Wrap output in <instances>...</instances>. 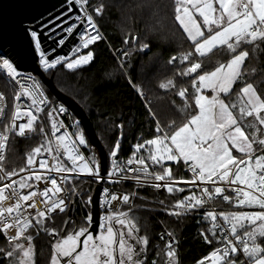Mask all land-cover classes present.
<instances>
[{"label": "snow or ice", "instance_id": "obj_1", "mask_svg": "<svg viewBox=\"0 0 264 264\" xmlns=\"http://www.w3.org/2000/svg\"><path fill=\"white\" fill-rule=\"evenodd\" d=\"M67 2L69 11L79 7L82 13L76 17L79 24L69 22L70 17L64 19L68 17L66 11L41 24V28L47 29L49 39L61 47L80 26H84L78 37L80 44L72 49L75 58L57 56L50 59L41 50V32L28 29L45 70L55 69L58 65L71 70L89 64L94 53L89 50L82 54L81 49H88L103 39L93 12L101 15L104 6H92L90 0ZM172 14L191 42V50L172 56L168 63L179 60L181 65H186L178 75L192 77L193 91L189 93L188 88L182 87L175 93L183 101L177 109L183 113L180 123L173 119L162 126L157 114L148 107V113L155 121L153 137L137 143L126 164L113 160V170L108 176L117 177L115 183L131 179L142 184L151 180L154 181L152 187H163L170 194L184 191L183 187H176L180 183L199 188L200 195L192 193L177 200L169 212V215L180 217L211 205L204 215L205 220L210 219L211 227L200 234L209 245L220 246L198 264H205V261L210 264H264V154H257L264 153V90H258L249 82L254 72L246 63L250 58L248 49L251 47L257 51L264 45V0H173ZM136 39L132 37L133 41ZM124 43L128 44L129 40L126 38ZM145 49H149V44H140L139 50ZM216 52L222 54L223 60L212 59L209 54L215 55ZM128 55V52L124 53V56ZM0 69L6 70L7 77L22 90L15 96L17 102L21 95L31 99V105L23 112L19 103L15 105L11 123L0 131V181L5 177L8 180L0 186V236L5 240L0 246V257L3 258L0 264H35L33 231L36 235L44 232L54 238L50 264H147L149 236L147 233L140 235L138 220L129 214L131 208L122 211L113 207L112 202L129 204L128 194L120 197L105 189L103 205L106 214L97 225L98 231L92 229L91 213L79 226L70 218L59 225L56 223V216L70 209L71 196L81 195L74 187H63L72 179L69 174L99 177V164L94 159L86 160L79 151V145H86L83 132L70 134L65 131L57 135L65 125L53 118L51 135L55 137V148L48 141L28 153L25 165L18 171L5 169V149L10 135L26 137V133L36 131L38 116L31 109L35 107L37 113L43 111L40 105L46 104V98L36 81L22 82L21 73L9 58L0 56ZM133 87L144 96L141 86L133 84ZM159 87L174 89L176 83L174 79H168ZM4 99L0 93V101ZM54 112L63 114L67 109L63 106L53 108L47 113L48 117L52 118ZM3 114L4 107L0 106V116ZM24 116L28 117L27 122L17 126V121ZM72 127L78 129L79 122ZM40 132H44L43 126ZM73 135L76 139L71 138ZM119 147L117 142L111 151L112 157H116ZM141 149L149 153L147 159L151 161L152 171L145 157H138ZM45 152L51 164L49 159L43 158ZM61 154L71 166L60 159ZM165 162H175L177 172L182 168L191 174L190 177L177 179L173 167ZM131 165L136 167H128ZM127 172L133 175L129 176ZM21 173L26 175L19 180L13 179ZM39 182L44 183L42 191L37 186ZM34 187L36 190H32ZM61 193L65 195L61 196ZM220 198L238 209L260 210L218 213L215 204ZM91 201L89 196L84 203L88 205ZM167 236L170 239L156 254L159 261L153 260L152 264H176L174 244L177 242L172 232H167ZM160 238L164 239L163 233Z\"/></svg>", "mask_w": 264, "mask_h": 264}, {"label": "trees", "instance_id": "obj_2", "mask_svg": "<svg viewBox=\"0 0 264 264\" xmlns=\"http://www.w3.org/2000/svg\"><path fill=\"white\" fill-rule=\"evenodd\" d=\"M90 3H95L97 7L104 6L101 15L97 16L93 12L103 36V39L88 48L94 53L93 61L77 69L69 70L57 66L55 69L44 70V73L63 95L81 106L107 156L117 142L120 144L118 152L128 154L133 144L150 139L154 135L155 121L148 113V107L157 114L162 126L173 119L180 123L183 113L177 109L182 106L183 101L175 93L182 87L188 88L191 93L192 77L178 75L186 66L181 65L179 60L174 64H169L168 61L172 56L190 51L191 42L174 21L173 0H90ZM132 37L137 39L133 41ZM126 38L129 40L128 44L124 43ZM142 43L149 44L147 51L139 50ZM248 50L250 58L246 63L249 70L254 72L249 82L257 86L258 90H264V45H261V50L254 51L251 47ZM125 52L129 55L124 56ZM209 55L214 61L223 60L219 52ZM119 58L121 64L117 60ZM168 79H174L176 88L161 89L159 84ZM40 84L50 104L62 105L41 81ZM133 84L143 89L142 98ZM0 89L6 95L9 112L13 90L1 74ZM189 99L191 102V98ZM47 113V110H43L37 115L36 131L30 136L11 135L4 162L7 171L23 167L28 153L41 144H47L52 125V119ZM41 126L44 128L43 133L40 132ZM80 128L84 131L82 125ZM84 146L88 157L97 160L98 153L90 142ZM171 166L177 178L188 177L182 169L177 172L176 166ZM117 185L130 187L127 184ZM68 186L74 187L81 195L71 196L70 213L66 210L64 214L57 215L56 223L59 225L63 220L70 218L79 226L90 213V204L85 205L84 202L92 195L95 181L73 177ZM186 190L187 188H184L183 192L176 191L171 194L166 189H144L138 192L137 208L130 213L138 220L140 235L147 233L150 238L147 264H152L153 260L159 261L157 251L165 245L157 236L158 219L174 234L177 242L174 244L176 264H198V261L217 245H209L200 234L211 227L210 219H204V210L193 211L180 217L169 215L177 198ZM160 201L164 203L161 204ZM217 207L219 212L260 210L247 207L238 209L234 204L222 202H218ZM32 234L36 249L35 263L49 264L54 239L44 232L36 235L33 231ZM4 242V238L0 236V244ZM2 259L0 257V260ZM205 264H210V261H205Z\"/></svg>", "mask_w": 264, "mask_h": 264}, {"label": "built area", "instance_id": "obj_3", "mask_svg": "<svg viewBox=\"0 0 264 264\" xmlns=\"http://www.w3.org/2000/svg\"><path fill=\"white\" fill-rule=\"evenodd\" d=\"M90 5L94 6L93 3H90ZM66 11H68V17H64V19H68L70 17L71 19L69 20V22L76 21V17L79 16V15H82V13H81V11H80L78 6L75 7V8H72L69 11V5H68V2L66 0L64 3H62L61 5H59L58 7L53 9L52 11L48 12L47 14L42 16L41 18H39L36 21H34L33 23H31V25H35L36 26L35 29L37 31L41 32V37H42V38H40V40H41V50L44 51L46 53V55L50 59L51 58H55L57 56L73 57L72 49L80 44V41H79L78 37H79L80 33H82L84 31V26H80L78 28V30L73 34V36L70 37L66 41V43L63 46H61V47H57L54 44V42L51 39H49V37L47 35V29H42L41 28V24L45 23L50 18H54L57 15L63 14ZM89 11H92V9L89 8ZM57 23H62V21H57ZM76 23L79 24V21H76ZM57 31H59V29H57ZM32 45H33V48H34V51H35V54H36V57H37V64L40 67V69L44 71L45 69L43 68V66L39 62L40 61V53L35 50L34 42H32ZM53 48H55V51H53ZM147 50L148 49H145L143 51H147ZM88 51H89L88 49H81V53L82 54H87ZM0 56H2L4 58H9L13 62V60L8 55V53H5L3 50H0ZM73 58H75V57H73ZM117 60L119 61V59H117ZM58 66H61V65H58ZM82 66H84V65H82ZM82 66H79V67H82ZM64 68H66V67H64ZM18 71L21 73L22 82H23V80H27V83H32L33 80H34L40 85V90L43 92L44 97L46 98V104H41L40 105L41 109L47 110V112L52 111L53 108L58 109L60 106H63L64 108L67 109V112L63 113V114H58V113L54 112L53 113V117L51 118V119L54 118L56 121H62L63 124L65 125V127L62 128L60 130V132L57 133V135H62L65 131H67L70 134L76 133L78 131L79 132L82 131L81 128H80V126L82 125L81 121L79 120V118L70 109L65 107L63 104L60 105V106H55L54 104H50L49 103V99L47 97V94H46L45 90L43 89V87L41 86L40 80H39V78L37 77L36 74H34L32 72L19 70V69H18ZM0 74L10 84V86L12 87V90H13L12 105H11L10 111L8 112L6 95L0 89V93H2L3 96L5 97L4 100L0 101V106L4 107V114H3V116H0V121H2V122H0V131H3L5 125L11 123V117H12V114H13V112L15 110V105L17 103H19V105L21 107V112H23L25 109L28 108L29 105H31V99L21 95L20 101L17 102L15 100V96L17 94L21 93L22 90L19 88V86L14 81L10 80V78L7 77L6 70L0 69ZM28 77H31V79H27ZM137 94H138V92H137ZM139 97L142 98V96H140V95H139ZM31 110L33 111L34 115H38L39 113L42 112L41 111V112L37 113L35 107H33ZM27 119H28V117L24 116L21 120H18L17 121V126L19 125V123H26ZM75 122H79V128L78 129L72 127V125ZM51 132H52V128L50 127V130H49V141L52 142V146H53V148H55V137H53L51 135ZM31 134L32 133H26V137L30 136ZM11 135H16V134L13 133ZM11 135L9 137V141H8L7 147L5 149V156H6V153H7V150H8V145H9V142H10ZM16 136H18V135H16ZM71 138L72 139H76V137L74 135ZM144 140H146V139H144ZM144 140H141V141H139L137 143H143ZM137 143H135V144H133L131 146L128 154H122V153H119L117 151L116 157H112L111 156V152L108 154V156L106 155V170H105L104 174L101 173V164H100V160H99V157H98V159L95 160V161L99 164V177H93V176H90L88 174H80V175H76L75 173L69 174L72 178L76 177V178L92 179V180L95 181V184L98 183L100 180L102 181L101 189H100V192H99V195H98V221H97V225L100 222L101 218L106 214V206L103 205V201L105 199V189L108 190L109 194H116V195H118L120 197H122L125 194L130 195L129 204H118L117 202H112L113 203V207L114 208H119L120 210L123 209V208H128V209L131 208L132 210L136 209L137 208L136 199L138 197V192L140 190H144V189H152V190L165 189L163 187H161L159 189L152 187L151 184L154 181H151V180L143 182L142 184H137L135 180H131V179H126V180H123V181H121L119 183H115L114 181L117 179V177L113 176V177L109 178L108 173L113 170V168H112L113 160H116L117 163H119V164H126V161L129 158L132 157V153L135 151V145ZM145 148H147V146H145ZM113 149H115V146H114ZM79 151L84 156V158L86 160H88V161L92 160L86 154L84 145H79ZM141 155L145 157V161L149 165V170L152 171L153 167L151 165V161L149 159H147L149 153L145 149H141L140 152L138 153V157L141 156ZM43 158L44 159H49V162L51 164V159H50L48 153H44ZM37 159L39 160L40 157H37ZM60 159L63 160L67 166H71L70 161H67V158H66L65 155L61 154ZM78 163H80V162H78ZM165 163L168 166H171L173 164L175 165V162H165ZM91 166L95 167V165H91ZM36 167L38 168L39 165L37 164ZM128 167H136V165H131V166H128ZM156 170H159L158 166H156ZM40 171H44V170H40ZM182 171L185 172L184 169H182ZM186 174L188 175V177L184 178V179H188L190 177V175H191L190 173H186ZM23 175H26V173H21L20 176H14L13 179L19 180L21 178V176H23ZM53 175H55V174L53 173ZM127 175L131 176V175H133V173L127 172ZM140 175H141V177H143L142 173ZM177 179H179V178H177ZM5 182H8L7 177H5V179L3 181H0V186H2L3 183H5ZM58 182H59V179H58ZM33 183H37V182L33 181ZM156 183L163 184V182H156ZM117 184H127V185H130V187H128V188L127 187H119ZM37 186L39 187V190L42 191L43 188H44V183L43 182H39ZM63 187H65L66 189H70V187L68 186V183L63 185ZM176 187L187 188V190L184 193H182V195L180 197H178L177 200H181L185 196L191 195L192 193H195L196 195H200L201 194L199 188H193L191 185H185L183 183H180V184L176 185ZM32 190H36V188L34 187ZM25 191H27V190H25ZM60 195L64 196L65 193H61ZM109 199H110V195H109ZM218 202H222V198H220L215 204V211L219 213V210H218V207H217V203ZM222 203H226V202H222ZM71 206H72V204H71ZM210 207H211V205H206L205 209H200V210L206 211V209H208ZM29 211H31V210H29ZM158 222H159V229L157 231V236L160 238L161 234L163 233L164 234V239L163 240L161 238L160 239L166 244L168 242V240L170 239L167 236V232H170V231L168 230V228L159 219H158ZM210 223H211V221H210ZM218 246H220V245H216L213 249H211L202 258L209 256V254ZM240 255H241V258H243L242 257V253Z\"/></svg>", "mask_w": 264, "mask_h": 264}, {"label": "water", "instance_id": "obj_4", "mask_svg": "<svg viewBox=\"0 0 264 264\" xmlns=\"http://www.w3.org/2000/svg\"><path fill=\"white\" fill-rule=\"evenodd\" d=\"M66 0H0V50L13 60L19 70L32 72L48 88L52 95L65 107L70 109L81 121L90 144L96 149L101 164V173L106 170V153L97 138L89 118L75 101L63 95L37 64V57L28 29L34 21L52 11ZM40 38H42L40 36ZM102 181L95 184L91 195L90 213L93 218L92 229L98 231V195ZM71 205L68 212L71 211Z\"/></svg>", "mask_w": 264, "mask_h": 264}, {"label": "rangeland", "instance_id": "obj_5", "mask_svg": "<svg viewBox=\"0 0 264 264\" xmlns=\"http://www.w3.org/2000/svg\"><path fill=\"white\" fill-rule=\"evenodd\" d=\"M94 4V6H97V5H95V3H93ZM119 63L121 64L122 63V61H121V59L119 58ZM67 69V68H66ZM72 70V69H71ZM205 92H206V94H208V95H211V93H210V91H208V90H205ZM262 127H264V126H262ZM81 132H83V134H84V136H85V140H86V145L88 144V139H87V137H86V135H85V132L82 130ZM122 211H128L129 209L128 208H123V209H121ZM253 211H259V210H253ZM130 215H131V213H129ZM55 242V240L53 241V243ZM5 243V242H4ZM4 243H2V244H0V246H2V245H4ZM34 250L36 251V249H35V247H34ZM51 255H52V252H51ZM51 257V256H50ZM36 264V263H35ZM49 264H50V262H49Z\"/></svg>", "mask_w": 264, "mask_h": 264}, {"label": "crops", "instance_id": "obj_6", "mask_svg": "<svg viewBox=\"0 0 264 264\" xmlns=\"http://www.w3.org/2000/svg\"><path fill=\"white\" fill-rule=\"evenodd\" d=\"M182 30V29H181ZM183 31V30H182ZM185 35V34H184ZM186 36V35H185ZM250 211H253V210H250Z\"/></svg>", "mask_w": 264, "mask_h": 264}, {"label": "flooded vegetation", "instance_id": "obj_7", "mask_svg": "<svg viewBox=\"0 0 264 264\" xmlns=\"http://www.w3.org/2000/svg\"><path fill=\"white\" fill-rule=\"evenodd\" d=\"M53 238V237H52ZM54 239V238H53Z\"/></svg>", "mask_w": 264, "mask_h": 264}]
</instances>
